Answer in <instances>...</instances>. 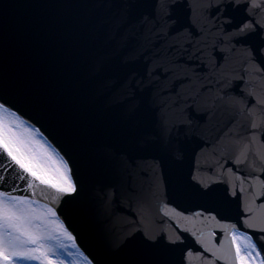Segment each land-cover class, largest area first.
I'll use <instances>...</instances> for the list:
<instances>
[{"label":"snow or ice","instance_id":"6c2138e0","mask_svg":"<svg viewBox=\"0 0 264 264\" xmlns=\"http://www.w3.org/2000/svg\"><path fill=\"white\" fill-rule=\"evenodd\" d=\"M67 6L107 8L109 16L21 21L0 56V264H95L61 219V204L68 213L115 220L111 264H191L188 237L225 264H264V216L241 206L243 189L223 164L252 157L264 170V0ZM106 34H123L119 46L131 39L141 55L154 49L150 76L163 70L164 87L137 82L141 67L128 62L135 56L112 60ZM188 61L205 75L191 65L180 70ZM88 73L122 90L119 127H105L90 107L79 87ZM13 100L37 107L67 137L84 162L82 177ZM9 178L23 187H9ZM184 205L196 210L187 215ZM234 213L237 222H228ZM241 221L258 236L242 231ZM217 230L226 242L213 251Z\"/></svg>","mask_w":264,"mask_h":264},{"label":"water","instance_id":"95a60500","mask_svg":"<svg viewBox=\"0 0 264 264\" xmlns=\"http://www.w3.org/2000/svg\"><path fill=\"white\" fill-rule=\"evenodd\" d=\"M107 0H0V56L10 46V36L15 27L21 21L38 20L41 23H48L56 20L60 16L68 15H81L90 16L97 15L102 20L108 19L109 10L107 8L96 7H68L67 5L83 4V5H97L104 4ZM191 2V0H190ZM134 30V26H130ZM123 34H106L105 38L109 40L111 48L109 56L114 61L123 62L131 56L135 59L129 60L131 64H137L141 67L142 74L137 76L133 73V77L138 83L143 82L145 88H155L153 85H160L164 87L166 81L163 79L166 73L160 71L159 76H150L153 72V52L150 50L144 52L142 55L137 53L130 45L128 47H120L118 41ZM176 59L187 60V57H181L175 54ZM191 65V70L199 74L205 75L199 70V64L196 61H188L180 66V70H188ZM149 79L152 84H149ZM178 84V81H177ZM79 87L85 92L90 107L97 112L103 120V124L107 128H117L125 119L124 112V98L121 94L122 90L110 84L107 80H97L91 73L85 74L84 78L80 81ZM259 91V89H258ZM255 104L254 100L250 101ZM14 110H18L23 119L27 120L29 124L35 128L40 129L44 137L58 150L67 153L68 157L77 172V177L80 178L85 174V165L80 158L79 153L70 147L69 140L62 133L55 131L53 123L47 117L43 116L39 109L33 105L25 102H17L13 100ZM257 112L259 109L257 108ZM222 120H227L228 117L224 116ZM110 137H102V141L108 142ZM146 164L151 163L150 160L145 161ZM224 170L227 175V169L233 170V175L228 178L231 179L237 188L243 189L244 195L242 200V207L251 209L250 215L259 219L264 216V209L257 206L264 200V186L261 181H264V170L259 166L257 160L256 165H252V157H249L248 163L237 165L231 159L223 161ZM10 177V174H8ZM23 184L20 181H13L9 178V187L12 183ZM19 195H30V193L18 192ZM260 197L261 199H257ZM37 198L41 203L48 201L41 197L39 191ZM65 206L61 204L57 210L64 219L66 226L77 237V243L82 252L85 253L90 259H94L95 264H111L113 257L110 255V243L117 238L119 233L118 224L113 220L110 222L105 216L97 213L89 214L87 217L82 216L78 212L68 213L63 210ZM187 215H191L195 211V206L184 205ZM119 215V213L117 214ZM228 222H237V216L234 213ZM242 231L248 232L250 235L258 236L251 229L243 226L242 221L238 224ZM222 242H226L223 234L217 230L215 240L209 244V248L215 251L220 247ZM261 247H264V242L258 241ZM213 245L215 247H213ZM188 249L193 252L191 264H225L223 259H218L212 256L210 252H204L201 245L197 244L191 237L187 239Z\"/></svg>","mask_w":264,"mask_h":264},{"label":"rangeland","instance_id":"374dc122","mask_svg":"<svg viewBox=\"0 0 264 264\" xmlns=\"http://www.w3.org/2000/svg\"><path fill=\"white\" fill-rule=\"evenodd\" d=\"M74 251V250H73ZM65 259L71 260V257L66 256Z\"/></svg>","mask_w":264,"mask_h":264}]
</instances>
